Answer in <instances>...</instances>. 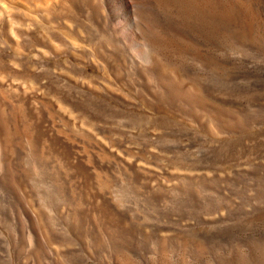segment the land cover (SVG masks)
Listing matches in <instances>:
<instances>
[{
    "label": "rangeland",
    "instance_id": "rangeland-1",
    "mask_svg": "<svg viewBox=\"0 0 264 264\" xmlns=\"http://www.w3.org/2000/svg\"><path fill=\"white\" fill-rule=\"evenodd\" d=\"M60 2L0 4V264H264V0Z\"/></svg>",
    "mask_w": 264,
    "mask_h": 264
},
{
    "label": "bare ground",
    "instance_id": "bare-ground-1",
    "mask_svg": "<svg viewBox=\"0 0 264 264\" xmlns=\"http://www.w3.org/2000/svg\"><path fill=\"white\" fill-rule=\"evenodd\" d=\"M11 1V0H10ZM26 1V3H25V6H26V8L28 9V10H32L31 8L32 7H36V9H37V7L39 8L40 6H38V5H40V4H43V5H46L47 6V3H46V1L47 0H25ZM49 1V0H48ZM56 1V0H55ZM62 2H60L61 3V5H62V8H64V10L66 9V11H68L69 10V12H74L75 13V10L76 11H78L77 10V8L79 7V6H82V4H87V6H88V9L86 10V13H87V15H88V17L89 18H91V19H93V20H100L102 17H104L103 16V14H101L100 12H98V11H96V10H93L92 8L94 7V4H95V1L96 0H61ZM102 1V3H104L105 4V8L107 9V10H110V7L113 5V1L114 0H101ZM121 1H123V3H125V4H129V2H130V0H121ZM179 1V0H178ZM185 1V0H184ZM2 2V0H0V4H2L1 3ZM18 2V1H17ZM20 2V1H19ZM22 2V1H21ZM200 2V1H199ZM8 3H10V2H8ZM183 3V2H182ZM231 3V2H230ZM24 4V3H23ZM166 4V3H165ZM188 4V3H187ZM190 4V3H189ZM51 5V4H50ZM56 5V4H55ZM133 5V4H132ZM163 5V4H162ZM183 5V4H182ZM235 5V4H234ZM5 5H4V2H3V5H2V7H4ZM45 6V7H46ZM57 6V5H56ZM164 6V5H163ZM171 6V5H170ZM179 6V5H178ZM186 6V5H185ZM188 6V5H187ZM8 7V6H7ZM6 7V8H7ZM165 7V6H164ZM181 7V6H180ZM190 7V6H189ZM207 7V6H206ZM209 7V6H208ZM49 8V7H48ZM47 8V9H48ZM127 8V7H126ZM229 8V7H228ZM40 9V8H39ZM165 9H167V8H165ZM179 10H180V8H178ZM212 9V8H211ZM8 10V9H7ZM230 10V9H229ZM9 11V10H8ZM166 11V10H165ZM178 11V10H177ZM191 11V10H190ZM195 11V10H194ZM200 11V10H199ZM3 12V11H2ZM30 12V11H29ZM50 12V11H49ZM192 12V11H191ZM190 12V13H191ZM36 13H38V12H36ZM176 13V12H175ZM3 14V13H2ZM41 14V13H40ZM44 14H46V13H44ZM184 14V13H183ZM182 14V15H183ZM1 15V14H0ZM125 15V14H124ZM175 15H178V14H175ZM186 15V14H185ZM188 15V14H187ZM44 16V15H43ZM48 16V15H47ZM130 16V15H129ZM192 16V15H191ZM222 16V15H221ZM52 17V16H51ZM168 17V16H167ZM169 17H170V15H169ZM199 17V16H198ZM186 18V17H185ZM189 18V17H188ZM114 19V18H113ZM166 19V18H165ZM215 19V18H214ZM190 20V19H189ZM203 20V19H202ZM206 21V20H205ZM100 22V21H99ZM210 23V22H209ZM100 24V23H99ZM101 25V24H100ZM104 25V24H103ZM204 25V24H203ZM175 29V28H174ZM211 30V29H210ZM168 39V38H167ZM167 47V46H166ZM173 47H174V45H173ZM175 48V47H174ZM156 60V59H155ZM158 62V61H157ZM177 63V62H176ZM177 70H179V69H177ZM169 71V70H168ZM167 70L165 71L166 73H167V75H171L172 74V72H168ZM184 87H185V85H183ZM1 167V166H0ZM2 168V167H1ZM5 168V167H4ZM3 170V169H2ZM4 171H5V169H4ZM5 178V177H4ZM102 179V178H101ZM104 179V178H103ZM10 183V182H9ZM107 184H109V182L107 183ZM13 186V185H12ZM106 186H108V185H106ZM15 190V189H14Z\"/></svg>",
    "mask_w": 264,
    "mask_h": 264
}]
</instances>
